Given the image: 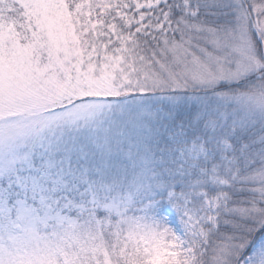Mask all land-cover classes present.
<instances>
[{
	"label": "snow or ice",
	"instance_id": "obj_1",
	"mask_svg": "<svg viewBox=\"0 0 264 264\" xmlns=\"http://www.w3.org/2000/svg\"><path fill=\"white\" fill-rule=\"evenodd\" d=\"M0 264H264V0H0Z\"/></svg>",
	"mask_w": 264,
	"mask_h": 264
}]
</instances>
